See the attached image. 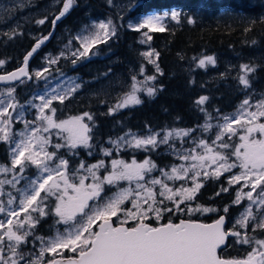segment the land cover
Returning a JSON list of instances; mask_svg holds the SVG:
<instances>
[{
    "label": "rangeland",
    "instance_id": "374dc122",
    "mask_svg": "<svg viewBox=\"0 0 264 264\" xmlns=\"http://www.w3.org/2000/svg\"><path fill=\"white\" fill-rule=\"evenodd\" d=\"M103 1L113 5V11H111V13L101 18H91L87 16L81 21L78 28L73 31L74 36L72 39L68 37L67 32L63 36H60L58 40L59 43L54 49L52 48L39 52L36 55V58L35 56L32 58L29 69L31 75L30 82L23 79L13 85L0 86V110L8 108V114H10L12 118L10 125L5 126L2 121L7 117H0V128L6 127V132H0V137L5 134L8 136L7 140L0 139V168L9 169L7 172L0 171V182H5L0 184V206H3L6 210H19L20 201L23 198L24 191L30 189V187L33 186V182H35L34 186L38 187V184L42 182L43 178L47 175V173L43 172L41 168L33 165L31 161H28L27 159L24 161L23 173L20 172L21 166H16L15 169H13L12 159L16 144L19 143L20 140L26 139L29 135H32L34 145L33 151L39 153L36 158L43 163H47L50 170L56 168L61 158L66 160L68 162L67 167L66 169L61 168V171L65 173L71 183H78L79 179L83 177H87L85 180L86 184L93 183L92 174L88 171V168L92 165H100L98 169H95V172L102 180L104 176L113 171V160H119L129 164H131L133 160H135L137 164L143 163L145 160L150 161L153 170L146 173L145 180L140 181L139 183L153 189L156 203L153 204V201L150 199L147 203H144V199H141L139 203L141 204L142 209H147L148 204L160 208L161 213L159 218H157L154 212H149L148 217L144 220L145 223L152 226L164 224L160 222L167 211L166 209L173 207V210H175V208H177L176 202L180 200V197H174V200L171 201L170 204V201L166 199V196L171 193H166L165 196H160L159 192L161 186L158 184L152 185L150 183L152 179L161 180L173 190L181 187H194L195 183H200L203 186L207 181H213V183L217 185L218 192L230 193L231 195L230 206L234 208L229 214V218L225 215V229L227 235L239 240L240 243H242L244 239H248L250 243H247V245H252V248L247 254L241 258L247 259L249 253L252 252L254 248L258 249V251H264V247H260L256 243V241L264 240V227H260L261 224H264V196L261 195V189L264 188V183L257 187L256 191L253 192V199L249 200L246 194L251 191L250 184L245 186L247 182L244 180H241L239 183H229L232 176L239 175L244 171L243 169L235 167L227 172L221 169V175L216 176L215 172L220 163L219 161L217 164H213L211 160L208 159L205 160L203 167H200L199 160L195 162L192 160V156L211 157L219 152L228 157V163H236L238 165L239 161L234 155L235 146L241 143L239 136L246 134L245 129L252 126L248 122L247 113L261 110L258 106L261 102H264V90L254 93L244 87L250 86L249 82L247 85L241 82L244 90L239 94L235 106L230 111L217 115H212V113L208 112L205 119L191 128H169L141 133L126 131L117 137L107 138L102 143L97 144L92 140V137L95 135L93 131L95 124L92 123L94 120V112L83 107L75 113L74 110L70 111V108L65 107L72 101V99H76L77 96L82 94V88L80 87L78 77L71 70V66H75L77 61L71 62L70 57H74V59L78 58V60H90L103 56L99 55L101 52L97 50V47L102 41L109 39L110 36H112L110 35L105 38L103 30L99 28L100 22L106 23L111 21L112 23L109 30L114 27L116 31V22L118 16H120L122 18L118 21H120L125 27L135 28L130 27V25H138V23H142L143 17L154 13L164 17L161 22L164 27L167 19L171 18L173 12L177 11L176 9L160 11L152 10L151 12L134 17H125L128 14L126 11L129 12L132 7L142 2V0ZM62 2L63 0L0 1V39L6 41L5 43H1L0 56L7 55L6 59L0 57V61H3V63L0 64V72L6 71L4 70L6 63L17 60L14 52L18 50L16 47L21 42L20 38H24L27 42H29V40H32L33 42L34 40L42 38L40 32H35L34 30L27 32L25 28H22V25L26 24L34 26L39 23V21L45 20L48 16H52L56 9L60 8ZM150 32L149 29L142 28L140 37L138 38L140 47H138V50L135 53L139 58L138 62L129 63L127 70L117 71L109 69V72L103 81L99 83L96 88L88 91L89 95L95 94L98 99L97 102L99 105L96 103V108L98 110H102L103 108L114 110L138 105L128 104L124 107H119L129 95L133 94L134 84L136 86L135 95L140 100H142V97L148 96V88H153L156 92L153 82L154 79H148V77H155L154 73L155 71H158L156 49L153 47L151 40L148 39ZM145 33H147V35H145ZM10 38H14V42L10 41ZM61 40H64V42L60 43ZM93 40H97L98 42L92 44ZM85 44L90 45L87 52H85L83 46ZM148 53H151V55H148ZM207 57H212L214 62L208 63ZM207 57H201L198 60L199 64L201 60L206 61L205 65L215 64L217 62L216 57ZM53 60L56 62L51 63ZM224 65L228 70L234 71L235 73L240 71V80L243 77L248 81L247 74L250 72L248 70L250 69L249 64L229 60L226 61ZM63 66H66L76 76L72 73L63 72ZM37 73H40V75L38 76ZM10 92L11 95H9ZM41 96H43L45 100H52L49 108L44 109L43 115L51 116L55 123L70 120L74 117H83V120L88 123L90 127L87 146L77 145L76 148H71L68 142L69 133L60 128H49L46 132L43 130L47 124L46 121L39 119L41 115L40 106L42 105L40 99ZM59 96H64L63 102L58 98L53 99V97ZM201 98L205 97L202 96ZM201 98L198 100L200 101ZM245 100L248 101V105H244ZM11 104H14L15 108H9L8 106ZM62 106L64 107L61 109ZM51 109H55V112L53 113ZM85 113H87L88 116H84ZM89 116L91 119L88 118ZM233 118L238 122H233ZM228 123L232 124V128L236 133L235 135L229 134L225 131L226 124ZM252 123H264V117H259ZM33 129H38L39 131L34 133ZM169 133H171V135H169ZM177 133H180V135H177ZM184 133H187V135H184ZM221 134L222 139H217V136ZM252 135L257 139L262 138L259 133H253ZM150 136L156 137V146L146 145L139 149L147 151L148 148H150L152 151L154 150L156 152L160 149L165 150L168 152L167 157L169 159L165 164L153 162L147 152H144L142 159H138L136 156H131V152L138 149L134 144V139H144ZM165 136H168L166 143L162 142ZM38 137H44L49 141V143L45 145L44 151H40L38 147L35 146L36 138ZM201 141L204 142L203 145L201 144ZM222 143H227L229 147H222ZM57 144L63 145V147L56 148L55 145ZM208 149H211V151H208ZM45 152L48 154L55 152L56 155L51 159H47ZM122 152H125V155H122ZM27 156L28 153L26 152L25 157ZM185 156L188 157L187 160L183 159ZM193 163H196L197 165L195 171L200 173V175L196 177L195 183L191 178L194 175V172L192 171H190L188 176L182 180H169L167 175H165V173L172 175V169L174 167L177 169L181 166L184 168H191ZM81 165H84V167H81ZM205 173H207V175H205ZM180 174L183 175V173ZM14 176L17 177V182L14 184L7 183V181H12ZM21 176H23V179L19 178ZM37 177H40V179L37 180ZM53 181L60 183L61 190L63 189V181L60 177L53 174ZM53 181H49V185H46V188H48ZM121 187L136 190L137 182L117 181L113 186L104 184L101 195L106 199L107 197L112 196L113 193L118 191ZM223 189H227V191H223ZM69 192L71 194L70 189ZM238 193L240 195L239 202L236 200ZM9 194L11 195L9 196ZM58 195L59 192H56L55 195H48L46 192H41V197L38 198L36 204L33 205V208H36L37 210L33 211L30 208L27 213L22 212L19 217H7L5 213H0V220L6 221L10 218L13 220L14 225L23 222V227L19 228L18 234L23 235L25 232L28 233V235L25 236L24 242L16 246L17 255L15 256L10 250V244H14V242H9L6 237L4 238V241L8 243L9 250L11 251L9 263L13 259L17 262L21 261V255L23 258H28L30 250L35 252V255L32 257V262L35 260L36 262H38V260L44 262L57 255L60 256L73 253L69 249H58L55 253L46 251L43 256L40 255L41 249L45 248L51 240L57 236V233L64 234L65 229L69 227V225L58 223L59 217L54 211L55 205L58 202ZM10 198L12 199L11 204L8 203ZM160 201H163V203H160ZM103 202V200L97 201V203ZM92 203V201L89 202L90 205ZM194 205L195 204L191 203V200H184V202L179 205V207L184 210V212H180V214L184 217H192L196 215V213L207 214L212 211V209L207 207ZM121 207L135 211V208H133L129 202H125ZM221 208L222 211H225L227 206L223 204ZM40 209L43 210V215L41 214ZM204 209H209V211H204ZM28 216L31 217V221L27 219ZM118 216L122 219L124 213L120 212L118 213ZM44 219L47 221V224L41 225V221ZM112 221L120 224V220L117 219V217H113ZM240 221H244V224L242 225L239 223ZM33 223L35 224L34 227L31 226ZM100 223L101 221H97L96 224L93 225V232L97 231V226ZM135 223V221H130L127 226H135ZM3 232L4 230L0 229V236L3 235ZM232 233H238V235H232ZM250 234L253 235V238H248ZM87 235L88 233H85V237ZM255 237L256 239H254ZM240 243L236 244L239 245ZM38 254L39 258H37Z\"/></svg>",
    "mask_w": 264,
    "mask_h": 264
},
{
    "label": "trees",
    "instance_id": "16d2710c",
    "mask_svg": "<svg viewBox=\"0 0 264 264\" xmlns=\"http://www.w3.org/2000/svg\"><path fill=\"white\" fill-rule=\"evenodd\" d=\"M169 9L177 10V19H167L163 32H150L158 67L153 81L156 92L152 97H142V103L136 106L98 110V99L95 94L89 95L88 91L103 81L109 69L127 70L129 63L139 61L135 53L140 47L138 38L142 28L139 31L127 28L118 21L122 18L118 16L115 35L105 39L97 47L101 52L99 55L103 56L90 60L70 57L71 62L77 61L75 66H71V70L78 77L82 94L65 107L75 113L83 107L94 112L92 123L95 124V135L92 140L96 144L126 131L141 133L169 128H191L205 119L208 112L217 115L230 111L244 87L254 93L264 90V0H142L129 12L126 11L128 14L125 17ZM58 10L59 8L40 24L46 31L40 32L41 37L47 35V28H50ZM111 11L113 5L103 0H72L71 10L56 24L52 38L39 52L54 49L60 36L67 32L72 39L73 31L87 16L101 18ZM20 39L21 42L16 47L19 51L14 52L17 60L6 63V71L20 65L23 56L35 41ZM9 40L14 42V38ZM5 42L0 39V46ZM62 42L64 40L60 41ZM207 56L216 57L217 62L200 66L198 60ZM0 57L6 59L7 55ZM229 60L249 64L251 71L247 77L250 86L243 87L240 71L235 73L225 67V62ZM62 71L72 73L66 66H63ZM74 73L72 74L75 75ZM202 96L206 99L201 104L198 99ZM144 152L155 163L165 164L169 160L168 152L161 149L156 152L150 148L147 151L138 148L131 152V156L142 159ZM230 199V193L218 192L217 185L213 181H207L191 203L212 209L210 213H196L192 217H184L180 214L184 212L181 207L175 210L169 207L171 211L165 212L160 223H175L181 219L211 221L222 213L229 218L234 208L230 206ZM223 204L227 206V211H222ZM44 224H47L45 219L41 221V225ZM251 237L253 238L252 234L248 238ZM236 243L240 241L229 237L226 247L221 251L222 255L227 258H241L252 248L251 244L248 246L247 243Z\"/></svg>",
    "mask_w": 264,
    "mask_h": 264
},
{
    "label": "snow or ice",
    "instance_id": "6c2138e0",
    "mask_svg": "<svg viewBox=\"0 0 264 264\" xmlns=\"http://www.w3.org/2000/svg\"><path fill=\"white\" fill-rule=\"evenodd\" d=\"M71 6V0L64 5V10L60 13V16H64L68 12ZM167 15V14H165ZM60 17H57L59 19ZM171 18L173 20L177 19V13L173 12ZM163 16L157 14H149L142 18V23L138 25H130V27H135L136 31L141 28H147L150 31L163 32L165 28L162 25ZM192 23L191 20L188 21ZM39 23H44L43 20ZM111 21L100 22L99 28L103 30L105 38L110 35H115V28L110 29ZM147 35V33H145ZM151 39V36H148ZM97 40H93L92 44L97 43ZM85 52L88 51L90 45H83ZM39 47V45H37ZM151 55V53H148ZM53 60L51 63H55ZM208 63H213L212 57H207ZM3 61H0L2 64ZM205 60L200 61V66H204ZM27 64V57L25 58V65ZM251 71V69H248ZM27 70L25 68L19 69L18 72L12 73L10 76H0V80H16L20 76H26ZM39 76L40 73H37ZM149 80L155 79V77H148ZM241 82L245 85L248 81L241 78ZM134 92L129 95L123 104L119 107H124L128 104H140L142 101L135 95L136 86L133 85ZM155 90L153 88L147 89V94L149 97L154 95ZM11 95V92L9 93ZM59 99L61 102L64 100V96L53 97V99ZM42 105L40 106V117L42 121H46L47 126L44 127V131H48L49 128H60L69 133L68 142L71 148H76L77 145H88L89 137L86 133L89 131L88 125L82 123L83 117H74L70 120L61 121L55 123L51 116L43 115L44 109L49 108L52 100H45L43 96L40 97ZM206 98H201L199 103H203ZM244 105H248V101H244ZM9 108H15L14 104L8 106ZM261 110L256 112H248L247 118L249 126L245 129L246 134L240 135L239 143L235 146L234 155L236 156L239 164L228 163V157L217 152L211 157L205 156H192V160L195 162L200 161V167H203L205 160L210 159L213 164L219 165L216 169L215 175H221V169L225 172L230 171L232 168L239 167L243 169L239 175H233L229 183H239L241 180L246 181V185L250 184L251 191L247 192V198L249 200L253 199V192L256 191L257 187L264 183V123L253 124L259 117H264V102L258 106ZM54 113L55 109H51ZM6 116L7 118L2 121L5 126H9L11 123V115L8 114V108L0 110V117ZM84 116H88L87 113ZM91 119V117H88ZM233 122H238L233 118ZM27 127V125H26ZM39 131L38 129H33V132ZM225 131L229 134L235 135V130L232 128V124H226ZM0 132H6L5 128H0ZM259 133L262 138L257 139L252 134ZM171 135V133H169ZM180 135V133H177ZM187 135V133H184ZM0 139L7 140L8 136L5 134L0 137ZM217 139H222V134L217 136ZM168 140V136L163 138L164 143ZM49 141L44 137L36 138V147L40 151H44L45 145ZM131 143V142H130ZM134 144L137 148L152 145L156 146V137L150 136L144 139H134ZM203 145L204 142L201 141ZM224 148L229 147L227 143H222ZM33 136L29 135L26 139H22L16 144L14 150V155L12 159L13 169L16 166L20 167V172L24 171V161L27 159L31 161L33 165L41 168L43 172L47 173L46 177L43 178L42 182L38 184V187L33 186L30 189H26L23 194V198L20 201L19 210H6L3 206H0V213H5L7 217H19L21 213H27L33 205L36 204L38 198L41 197V192H46L48 195H55L59 192L57 196V203L55 205V214L59 217L58 223H63L69 225L65 229L64 234L57 233V236L51 240V242L43 249H41L40 255L43 256L44 252H57L58 249H69L73 253H78L77 258H68L66 261H49V264H264V251H258V249H253L249 253L247 259L244 260H227L219 258L217 255V249L225 243L226 233L222 230L224 225V218L221 217L220 220L212 225H205L201 223H195L190 221H180L179 224H173L171 222L159 226L152 227L145 223L144 220L148 217L149 212H154L159 218L161 210L159 207H153L152 204H148L147 209H142L139 201L144 199V203L150 199L153 204L156 203L155 193L151 187H146L144 184L139 183L145 180V175L153 170V166L150 165V161L145 160L143 163L137 164L135 160L131 164L125 163L119 160L112 161L113 171L104 176L101 180L100 177L96 175L95 169H98L100 165H92L88 168V171L92 174L91 184H86L85 180L87 177L79 179L78 183H71L69 178L65 175L61 168L67 167L68 162L64 159H60L59 164L55 169H49L47 163L39 161L36 157L38 152L33 151ZM56 148L63 147V145H55ZM211 151V149H208ZM28 156L25 157V153ZM56 154L55 152L48 154L45 152L47 159H51ZM183 159L187 160L188 157L185 156ZM102 163V162H101ZM84 167V165H81ZM197 165L193 163L191 168H184L181 166L179 169L173 168L172 175H167L169 180H182L188 176L190 171L194 172L191 177L195 183V179L200 175L199 172L195 171ZM0 171L7 172L9 169L0 168ZM180 173H183L181 175ZM53 174L60 177L63 181V189L61 190V185L58 182L53 181ZM207 175V173H205ZM23 179V176L19 177ZM40 177H37L39 180ZM49 181L53 183L49 185ZM117 181H136V190L132 188H119L118 191L114 192L112 196L104 199L102 197L103 185L113 186ZM17 182V177H13L12 181H7V183L14 184ZM5 182H0L3 184ZM152 185H160L161 190L159 192L160 196H165L166 193H171L166 196V199L173 201L174 197H180V200L176 202V207L179 208L180 203L184 200H192L195 193L202 186L200 183H195L194 187L190 188H177L175 190L168 187L167 184L163 183L161 180L152 179L150 182ZM71 190V194L69 192ZM227 191V189H223ZM143 194V195H142ZM11 194H9L10 196ZM261 195L264 196V188L261 189ZM46 198V197H45ZM103 200V203H97V201ZM237 202L240 200L239 193L236 198ZM93 203L90 205L89 202ZM129 202L135 211L131 209H125L121 206ZM9 204L12 203L10 198ZM163 203V201H160ZM87 209V211H86ZM171 211V209H166ZM43 215V210L40 209ZM204 211H209V209H204ZM227 211V209H225ZM123 212L124 217L121 219L118 213ZM117 217L120 220L119 226H113L112 218ZM27 219L31 221V217L28 216ZM97 221H101L98 225V231L93 232L92 227ZM130 221H135V226L127 227ZM242 225L244 221H240ZM32 227L35 226L33 223ZM23 227V222L14 225L12 219H7L6 221L0 220V229H3V235L0 236V243H3L6 237L9 242H14L10 244V250L13 255H17L16 246L24 242L25 236L28 235L25 232L23 235L18 234L19 228ZM260 227H264L261 224ZM85 233L88 235L85 237ZM232 235H238V233H232ZM243 243H250L248 239H244ZM260 247H264V240L256 241ZM259 256L257 260L256 257ZM21 258L23 256L21 255ZM3 259V258H0ZM4 264H9L8 261H4ZM10 264H17L16 260H11ZM32 264V262H29ZM39 264V262H36Z\"/></svg>",
    "mask_w": 264,
    "mask_h": 264
},
{
    "label": "water",
    "instance_id": "95a60500",
    "mask_svg": "<svg viewBox=\"0 0 264 264\" xmlns=\"http://www.w3.org/2000/svg\"><path fill=\"white\" fill-rule=\"evenodd\" d=\"M66 2H68V0H63V2H62V5H61V7H60V10H59V12L54 16V18H53V20H52V25H51V30H50V32L47 34V35H45L42 39H40V40H37L32 46H31V48L25 53V55L23 56V58H22V63H21V65L20 66H18V67H16V68H14V69H12V70H10V71H8V72H5V73H1L0 74V76H10L12 73H14V72H18L19 71V69H21V68H25L26 67V70H27V75L26 76H20L18 79H16V80H0V86H5V85H10V84H13V83H16V82H19L21 79H24V78H26L28 81L30 80V74H29V65H30V62H31V60H32V58L37 54V52L41 49V47H43L51 38H52V36H53V34H54V31H55V26H56V24L60 21V20H62L68 13H69V11L71 10V6L69 7V10H68V12L67 13H65L64 14V16H60V13L64 10V5H65V3ZM71 2H72V0H71ZM57 17H60L59 19H57ZM37 45H39V47H37ZM27 57V64L25 65V58ZM82 123H84V124H87L84 120H82ZM88 125V124H87ZM88 128H89V126H88ZM86 135H88V132L86 133ZM221 217H223L224 218V225H223V227H222V230L225 232V223H226V220H225V217L222 215V216H220V217H218L217 219H215V220H213V221H209V222H202V221H198V220H183V221H190V222H195V223H201V224H205V225H212V224H214L215 222H217L218 220H220L221 219ZM182 221V220H181ZM172 223V222H171ZM180 223V221L178 222V223H176V224H179ZM167 224V223H166ZM173 224H175V223H173ZM162 225H165V224H161V225H159V226H162ZM119 226V225H118ZM159 226H157V227H159ZM99 229H97V231H98ZM226 242H227V236H225V243L223 244V245H221L218 249H217V255H218V257L219 258H222V259H226V258H223V257H221L220 255H219V252H220V250L221 249H223L224 247H225V245H226ZM78 257V256H77ZM77 257H72V258H77ZM259 256H257L256 257V259L258 258ZM68 258H57V259H54V260H56V261H61V262H63V261H66ZM227 260H235V259H227ZM46 264H49V262L48 263H46Z\"/></svg>",
    "mask_w": 264,
    "mask_h": 264
},
{
    "label": "flooded vegetation",
    "instance_id": "af4514ba",
    "mask_svg": "<svg viewBox=\"0 0 264 264\" xmlns=\"http://www.w3.org/2000/svg\"><path fill=\"white\" fill-rule=\"evenodd\" d=\"M0 1H3V0H0ZM40 26H41L40 23H37L34 26H29V25L23 24L22 25V28H25V30L27 32L30 31V30H34L35 32L45 31V28L42 29ZM47 30H49V29L47 28ZM112 223H113V226L119 225V223H114L113 221H112ZM127 227H131V226H127ZM33 238H35V237H33ZM10 252L11 251L9 250V245H8V243H6V241H4V243H0V258H3V259H0V264H4V261H8L9 262ZM34 255H35V252L33 250H30L29 257L28 258H22L21 261L17 262V264H29V262H32L33 261L32 257ZM73 256H76V255H74V254H72V255L68 254V255H63L61 257H73ZM55 257H57V256H54L53 258H55ZM37 258H39V254L37 255ZM44 259H46V258H44ZM50 259H52V258H50ZM50 259H47L44 262H40V260H38V262H39V264H44L47 261L49 262ZM32 264H36V260L34 262H32Z\"/></svg>",
    "mask_w": 264,
    "mask_h": 264
}]
</instances>
